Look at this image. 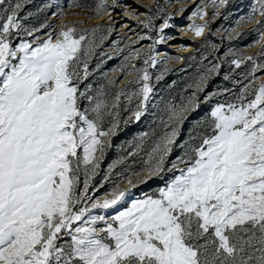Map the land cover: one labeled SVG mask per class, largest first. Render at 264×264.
<instances>
[{"label": "snow or ice", "instance_id": "obj_1", "mask_svg": "<svg viewBox=\"0 0 264 264\" xmlns=\"http://www.w3.org/2000/svg\"><path fill=\"white\" fill-rule=\"evenodd\" d=\"M257 5L248 19L264 17V0ZM22 6L0 0V264H264V83L213 108L208 131L180 158L185 167L156 195L111 217L94 214L126 190L87 206L99 137L108 133L99 126L107 105L79 91L84 36L68 28L55 42L51 34L29 42L20 35H32ZM257 24L264 38V19ZM83 70L87 76L86 63ZM141 79L143 107L146 71ZM82 98L91 106L82 110ZM176 134L173 127L153 149L151 174L164 170Z\"/></svg>", "mask_w": 264, "mask_h": 264}, {"label": "rangeland", "instance_id": "obj_2", "mask_svg": "<svg viewBox=\"0 0 264 264\" xmlns=\"http://www.w3.org/2000/svg\"><path fill=\"white\" fill-rule=\"evenodd\" d=\"M20 2L22 25L32 32L29 36L21 31L23 39L43 41L51 34L55 42L68 28L75 29L74 38L84 36L78 53L79 91L107 105L99 126L108 133L99 137L103 143L95 153L98 167L89 173L87 206L110 198L114 189L126 190L120 203L94 214L111 217L134 200L156 195L185 167L180 158L186 159L191 146L200 142L193 137L208 131L213 108L237 103L245 86L250 92L264 83V38L257 24L264 17L248 19L257 0H227L224 5L220 0ZM102 3L104 11L98 15ZM193 25L203 26L200 35ZM233 61H239V67ZM145 71L151 92L141 107ZM79 103L82 110L91 106L86 98ZM137 111H142L139 119ZM173 127L177 134L164 170L151 174L153 149ZM78 152L83 155L82 149ZM173 165L176 170L169 171ZM84 180L82 166L78 194ZM84 206L82 202L77 207Z\"/></svg>", "mask_w": 264, "mask_h": 264}, {"label": "bare ground", "instance_id": "obj_3", "mask_svg": "<svg viewBox=\"0 0 264 264\" xmlns=\"http://www.w3.org/2000/svg\"><path fill=\"white\" fill-rule=\"evenodd\" d=\"M201 33H202V32H201ZM201 33H200V34H201ZM195 34H196V33H195ZM196 35H197V34H196Z\"/></svg>", "mask_w": 264, "mask_h": 264}]
</instances>
